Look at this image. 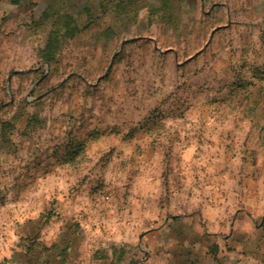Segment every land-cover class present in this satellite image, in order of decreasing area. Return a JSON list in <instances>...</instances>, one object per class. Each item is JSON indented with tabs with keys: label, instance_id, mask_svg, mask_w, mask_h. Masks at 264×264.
Instances as JSON below:
<instances>
[{
	"label": "rangeland",
	"instance_id": "1",
	"mask_svg": "<svg viewBox=\"0 0 264 264\" xmlns=\"http://www.w3.org/2000/svg\"><path fill=\"white\" fill-rule=\"evenodd\" d=\"M242 162L264 173V0H0V264L136 257L144 211L215 203Z\"/></svg>",
	"mask_w": 264,
	"mask_h": 264
},
{
	"label": "crops",
	"instance_id": "2",
	"mask_svg": "<svg viewBox=\"0 0 264 264\" xmlns=\"http://www.w3.org/2000/svg\"><path fill=\"white\" fill-rule=\"evenodd\" d=\"M50 6L49 4H47ZM261 162H242L235 190L217 202L172 210L163 219L145 212L137 229L135 257L127 246L74 260L59 255L47 264H251L264 260V173ZM252 170V171H249ZM254 170V171H253ZM258 171V172H257ZM182 193L178 194L180 199ZM216 197V196H215ZM130 238L128 243H134ZM61 253V252H59ZM123 253V254H122ZM144 254L143 257L140 254ZM134 254V253H133ZM139 256L141 258H139Z\"/></svg>",
	"mask_w": 264,
	"mask_h": 264
},
{
	"label": "trees",
	"instance_id": "3",
	"mask_svg": "<svg viewBox=\"0 0 264 264\" xmlns=\"http://www.w3.org/2000/svg\"><path fill=\"white\" fill-rule=\"evenodd\" d=\"M136 0H119V2H133ZM138 1V0H137ZM51 14V7L46 6L42 12L43 19H49ZM64 19L62 20V27L52 28L49 32L45 46L39 51V55L42 60L51 62L55 59L57 53L62 48L63 43L73 37L82 28L74 23V19L70 14L63 13L61 15Z\"/></svg>",
	"mask_w": 264,
	"mask_h": 264
}]
</instances>
